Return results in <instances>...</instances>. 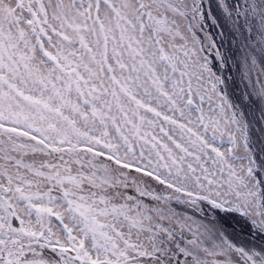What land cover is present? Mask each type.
Here are the masks:
<instances>
[{"label":"snow or ice","instance_id":"obj_1","mask_svg":"<svg viewBox=\"0 0 264 264\" xmlns=\"http://www.w3.org/2000/svg\"><path fill=\"white\" fill-rule=\"evenodd\" d=\"M0 264H264V0H0Z\"/></svg>","mask_w":264,"mask_h":264}]
</instances>
